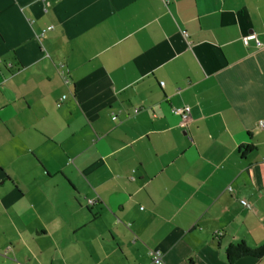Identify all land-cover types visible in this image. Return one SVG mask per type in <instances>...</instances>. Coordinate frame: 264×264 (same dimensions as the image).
Wrapping results in <instances>:
<instances>
[{
    "label": "crops",
    "instance_id": "0c3cea01",
    "mask_svg": "<svg viewBox=\"0 0 264 264\" xmlns=\"http://www.w3.org/2000/svg\"><path fill=\"white\" fill-rule=\"evenodd\" d=\"M240 241L264 244V0H0V264Z\"/></svg>",
    "mask_w": 264,
    "mask_h": 264
},
{
    "label": "trees",
    "instance_id": "16d2710c",
    "mask_svg": "<svg viewBox=\"0 0 264 264\" xmlns=\"http://www.w3.org/2000/svg\"><path fill=\"white\" fill-rule=\"evenodd\" d=\"M246 149H252V145H245ZM226 258L228 264H234V262L242 256H252L255 258H260L264 255V244L250 247L245 242L240 241L236 244H231L225 249Z\"/></svg>",
    "mask_w": 264,
    "mask_h": 264
},
{
    "label": "built area",
    "instance_id": "2783aa9c",
    "mask_svg": "<svg viewBox=\"0 0 264 264\" xmlns=\"http://www.w3.org/2000/svg\"><path fill=\"white\" fill-rule=\"evenodd\" d=\"M52 28V26H47L45 27V29H43L39 36H42L44 34L45 31L50 30ZM243 41L246 43V39H243ZM257 44L259 43L258 41H256ZM161 85H163V82H160ZM172 112L175 114L180 115V125H184L186 119H187V114H188V107L187 106H183L181 108H173ZM114 118V117H113ZM262 122L260 121L259 124H261ZM227 189L229 191H231V187H227ZM95 202V200H91L90 204H93ZM240 203L242 205L248 206L247 202L245 200H240ZM150 258H151V263L152 264H163L162 261V257H161V253L158 250H151L149 252Z\"/></svg>",
    "mask_w": 264,
    "mask_h": 264
}]
</instances>
